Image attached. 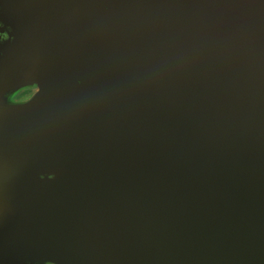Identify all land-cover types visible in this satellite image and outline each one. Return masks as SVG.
<instances>
[{
	"label": "water",
	"instance_id": "obj_1",
	"mask_svg": "<svg viewBox=\"0 0 264 264\" xmlns=\"http://www.w3.org/2000/svg\"><path fill=\"white\" fill-rule=\"evenodd\" d=\"M0 264H264V0H0Z\"/></svg>",
	"mask_w": 264,
	"mask_h": 264
}]
</instances>
